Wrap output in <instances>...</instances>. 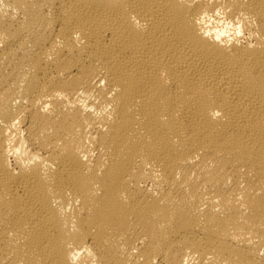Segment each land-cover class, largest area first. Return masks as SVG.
I'll list each match as a JSON object with an SVG mask.
<instances>
[{"label":"bare ground","instance_id":"obj_1","mask_svg":"<svg viewBox=\"0 0 264 264\" xmlns=\"http://www.w3.org/2000/svg\"><path fill=\"white\" fill-rule=\"evenodd\" d=\"M0 264H264V0H0Z\"/></svg>","mask_w":264,"mask_h":264}]
</instances>
